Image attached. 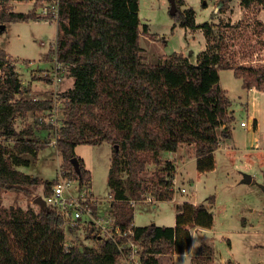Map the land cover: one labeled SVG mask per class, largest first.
Wrapping results in <instances>:
<instances>
[{"label":"trees","instance_id":"obj_1","mask_svg":"<svg viewBox=\"0 0 264 264\" xmlns=\"http://www.w3.org/2000/svg\"><path fill=\"white\" fill-rule=\"evenodd\" d=\"M10 1L0 0V24L31 19L58 23L51 52L74 78L73 85L61 93L64 118L57 149L63 158L62 175L72 177L76 172L72 158L77 157L81 188L89 190L92 174L77 156L76 146L111 143L108 184L115 198V220L132 233L114 240L89 230L87 236L99 239V246H66L64 219L51 206L0 208V264H126L120 245L130 239L139 264H162L161 256L186 252L192 243L191 228L213 227L214 213L207 204L183 202L174 225H135L130 200L140 199L143 193L157 200L174 198L171 177L176 166L172 160L163 161L161 153L177 151L184 144L193 145L198 171L213 170L215 151L222 139L233 137L231 126L236 121L227 90L220 84V70L232 69L244 88L264 91V67L236 64L227 57L222 24L198 22L193 7H181L184 0H177L176 12L170 14L182 27L203 30L207 45L196 62L177 51L155 63L145 60L140 40L148 25L142 31L140 0H59L57 17L42 16L34 9L15 11ZM220 1L223 8L231 2ZM255 2L264 6V0H241L245 8ZM13 61L0 45V193L12 190L31 195L32 186L44 184L47 196L59 180H42L18 166L37 161L48 140L37 136L31 125L18 129L16 119L32 111L47 136L53 134V124L40 119L53 100L51 96L23 98V82ZM45 81L52 79L45 76ZM152 161L162 165V173L147 182L144 175ZM208 198L210 203L215 200L214 195ZM191 264H214V248L203 243ZM227 264L238 263L230 259Z\"/></svg>","mask_w":264,"mask_h":264},{"label":"rangeland","instance_id":"obj_2","mask_svg":"<svg viewBox=\"0 0 264 264\" xmlns=\"http://www.w3.org/2000/svg\"><path fill=\"white\" fill-rule=\"evenodd\" d=\"M57 4L58 0H11L8 3L15 11L29 12L34 9L42 16H55ZM139 6L142 31L143 25H148V31L142 33L140 40L146 61L155 63L165 52L171 53L175 50H184L192 58H196L205 48L206 37L201 33L202 29L200 31L185 28L172 19L170 0H140ZM187 6L194 8L198 22L216 19L222 24L223 50L232 61L245 66L264 67L262 4L255 2L251 7L245 8L241 0H231L227 8H223L220 0H184L181 7ZM4 25V28L0 27V45L14 60L23 85L26 86L24 89L31 90L32 93L26 96H52L55 85L52 81L46 82L45 76L51 77L50 72L55 66V53L51 52V47L57 42V21L31 19L5 22ZM60 75L62 80L57 90L62 93L70 85V77L63 65ZM220 84L227 90L236 123L234 122V135L229 140V146L222 145L226 142L222 139V147L219 146L215 151L216 167L207 172L198 171L195 150L191 144L182 145L177 153L162 152L163 161L174 162L176 169L173 174L177 176V186L186 187V192L176 194L174 191L172 200H157L154 197L149 200V195L143 193L135 207L132 206L135 225H174L179 205L187 201L205 203L213 211V227L191 228L192 243L188 250L161 256L162 264H191L192 257L198 254L203 243L214 248V264H227L230 259L238 264H264V96H260L257 111L260 128L258 131L257 128L251 130L240 125L241 119L249 118L245 100L248 89L243 87L242 79L237 77L232 69H221ZM250 89L252 100L257 97L258 101L259 89ZM27 125L35 127L37 136L41 138L50 140L54 135L51 132L47 137V132L41 130V124L36 123V115L32 111H29L25 118L16 119L18 129ZM258 136L262 143L256 146ZM112 149L113 145L109 142L98 145L83 143L77 145L76 151L77 156L83 158L91 170L92 183L89 193L96 199L97 208L100 205V216L115 220V198L108 184ZM39 161L42 166L37 161L25 166L23 170L41 177L42 180L60 179L63 158L57 146L51 144L42 148ZM161 168L162 165L156 166L153 161L150 162L144 175L147 182L162 173ZM245 174L252 176L251 182L244 181ZM122 176L126 178L125 170L122 171ZM165 176L170 177L166 174ZM71 178L72 190L76 192L80 177L74 172ZM31 190V195L12 190L1 191L0 208H26L29 204L36 206L34 199L44 195V184L34 185ZM211 195L215 196L213 203H210L208 198ZM93 226L92 222H84L75 230L68 226L65 228L67 242L81 247L99 246V239L87 236ZM121 260L126 264H139L137 249L130 242L125 245Z\"/></svg>","mask_w":264,"mask_h":264},{"label":"built area","instance_id":"obj_3","mask_svg":"<svg viewBox=\"0 0 264 264\" xmlns=\"http://www.w3.org/2000/svg\"><path fill=\"white\" fill-rule=\"evenodd\" d=\"M59 3V0H58ZM55 16H58V4ZM55 66L50 72L53 85H55L54 92L52 93L53 105L50 109L45 110L40 114V119L51 123L54 126V135L50 143L57 146L58 129L62 125L64 118V102L61 97V92H58L57 87L62 80V64L58 60L57 54L54 56ZM241 126L248 129L256 128V121L254 117H249L247 120L241 121ZM78 179V178H77ZM172 185L171 188L176 192L184 193L186 192V187L177 186V176L173 174L171 177ZM72 178L65 177L61 174L60 179L57 183L52 186L51 193L44 196L46 204L51 206L59 215L64 219L65 228L68 226H82L84 222H92L94 226L92 232L98 234L99 237L112 238L116 240L118 237H129L132 231L123 230L121 226L116 223V220H111L110 218H102L94 213V205L96 204V199L92 197L89 190L81 188V181H78L77 191L72 190ZM154 196L149 195V200H152ZM155 198V197H154ZM137 200L131 199L130 205L135 206ZM100 230V232H98ZM96 231V232H95ZM129 242L135 247V244L130 239ZM66 246L70 244L65 242ZM125 248L124 244L120 245V250Z\"/></svg>","mask_w":264,"mask_h":264},{"label":"crops","instance_id":"obj_4","mask_svg":"<svg viewBox=\"0 0 264 264\" xmlns=\"http://www.w3.org/2000/svg\"><path fill=\"white\" fill-rule=\"evenodd\" d=\"M215 22H217V20L215 19L214 20ZM197 30H200L201 31V29H197ZM201 33H203L202 31H201ZM57 38H58V23H57ZM205 40V48H206V38L204 39ZM4 48V47H3ZM204 48V49H205ZM175 51H177V52H182L184 55H186V56H188L189 57V59L192 61V62H196L197 61V57L196 58H192L190 55H188L186 52H184V50H175ZM165 54H168V53H166L165 52ZM164 54V55H165ZM70 77V76H69ZM73 83H74V78L73 77H70V85L68 86V88L69 87H71L72 85H73ZM23 87H26V86H24L23 85ZM247 91V98L245 99L246 100V108H247V117L249 116V117H254L255 118V121H256V128H257V130L256 131H258L259 130V128H260V121H259V117H258V115H257V111L259 110L258 109V104H259V100H260V96L261 95H263L264 96V91H261V90H258V92H260V94L258 95V97H259V99H258V101L256 100V98H255V100L253 101L252 100V89H248V90H246ZM23 97L24 98H34V99H36V98H38V97H36V96H33V97H30V96H26L27 94H29V93H32L31 92V90H29V88H26V89H23ZM50 96H44V97H40V98H49ZM230 110H232L233 111V109H231L230 108ZM244 119H246V118H243V119H241V121L242 120H244ZM241 121H240V125H241ZM235 123H236V121H235ZM235 123H234V125H232V127H231V129H232V133H233V135H234V128H235ZM255 128V129H256ZM42 130V129H41ZM42 131H45V130H42ZM46 132V131H45ZM40 135V134H39ZM48 137V136H47ZM44 139V138H43ZM52 139V137H50V140ZM45 141H47L48 143L47 144H49V145H51V143H50V140H49V138L48 139H44ZM229 140H231V138L230 139H227L226 140V142L225 143H223L222 145H224L225 147H228L229 146ZM256 146H259V144L260 143H262V139L258 136V137H256ZM49 145H46V146H49ZM223 146V147H224ZM253 146V145H252ZM182 147V146H181ZM181 147L177 150V151H170V152H167V154H169V153H171V154H173V153H177V152H179V150L181 149ZM220 147H222V146H220ZM220 147H218V148H220ZM217 148V149H218ZM76 149H77V146H76ZM75 149V150H76ZM216 149V150H217ZM40 152V151H39ZM39 152H38V159H37V161L38 162H40L41 163V161H39ZM76 153H77V151H76ZM171 159H173V156H171ZM37 161H33L30 165H32V164H34V163H36ZM196 161H197V158H196ZM30 165H28V166H30ZM41 166H42V163H41ZM25 167V165L23 166V165H20V166H18V168L19 169H21L22 171H25V170H23V168ZM86 167L88 168V166H87V164H86ZM89 169V168H88ZM90 170V169H89ZM91 171V170H90ZM26 172V171H25ZM28 173V172H27ZM31 174V173H30ZM33 175V174H32ZM39 177V176H38ZM39 178H41V177H39ZM42 179V178H41ZM91 192V191H90ZM190 202H192V203H194V204H197V203H195V201L193 202V201H190ZM179 204H181V203H177V205H179ZM154 206H156V204H154ZM135 207V206H134ZM97 215L99 216V217H101L100 215H102V212L100 211V205H99V207L97 208ZM135 224V223H134ZM161 225H167V224H161Z\"/></svg>","mask_w":264,"mask_h":264},{"label":"water","instance_id":"obj_5","mask_svg":"<svg viewBox=\"0 0 264 264\" xmlns=\"http://www.w3.org/2000/svg\"><path fill=\"white\" fill-rule=\"evenodd\" d=\"M170 4H171L170 12L171 13L176 12V9H177L176 0H170ZM0 27L4 28L5 27L4 23L0 24ZM117 148H118V146H117ZM72 162L74 164L76 172H79L80 171V166H79L78 158L77 157L72 158ZM244 181L245 182H251L252 181V176L250 174H245ZM262 188L264 189V184H262ZM34 202H36V203H38V204H40L42 206H46V201H45V199H44V197L42 195L36 196L35 199H34Z\"/></svg>","mask_w":264,"mask_h":264}]
</instances>
